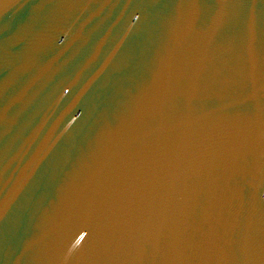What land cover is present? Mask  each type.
<instances>
[{"label":"water","instance_id":"1","mask_svg":"<svg viewBox=\"0 0 264 264\" xmlns=\"http://www.w3.org/2000/svg\"><path fill=\"white\" fill-rule=\"evenodd\" d=\"M0 264H264V0H0Z\"/></svg>","mask_w":264,"mask_h":264}]
</instances>
